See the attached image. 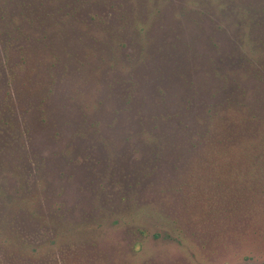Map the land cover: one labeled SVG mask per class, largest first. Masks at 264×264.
I'll return each instance as SVG.
<instances>
[{
    "label": "rangeland",
    "instance_id": "374dc122",
    "mask_svg": "<svg viewBox=\"0 0 264 264\" xmlns=\"http://www.w3.org/2000/svg\"><path fill=\"white\" fill-rule=\"evenodd\" d=\"M1 216L14 264L264 263V0H0Z\"/></svg>",
    "mask_w": 264,
    "mask_h": 264
},
{
    "label": "trees",
    "instance_id": "16d2710c",
    "mask_svg": "<svg viewBox=\"0 0 264 264\" xmlns=\"http://www.w3.org/2000/svg\"><path fill=\"white\" fill-rule=\"evenodd\" d=\"M12 218L14 219V216ZM8 221H11V219H8V218H6L4 216H1L0 224L2 225V227L4 229H6V230L8 229V231H7V233H2L1 230H0V239H2L3 238L2 236H4V237L7 238V242H11L12 237L16 235V230H14L12 228L11 224L6 223ZM24 241H25L24 239L19 238L18 243L20 245L19 249H21V250H22V248L25 247V242ZM0 243H1L0 248H2L6 253H8V251L6 250L7 247L5 245L6 242L5 241L4 242L0 241ZM12 253H8L7 258H9L10 260L7 259L3 264H14L15 263V260H12V257H13Z\"/></svg>",
    "mask_w": 264,
    "mask_h": 264
},
{
    "label": "water",
    "instance_id": "95a60500",
    "mask_svg": "<svg viewBox=\"0 0 264 264\" xmlns=\"http://www.w3.org/2000/svg\"><path fill=\"white\" fill-rule=\"evenodd\" d=\"M248 264H264V263H255V262H251V263H248Z\"/></svg>",
    "mask_w": 264,
    "mask_h": 264
}]
</instances>
